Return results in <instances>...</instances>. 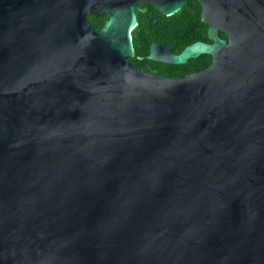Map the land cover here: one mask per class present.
Returning <instances> with one entry per match:
<instances>
[{
    "label": "water",
    "instance_id": "obj_1",
    "mask_svg": "<svg viewBox=\"0 0 264 264\" xmlns=\"http://www.w3.org/2000/svg\"><path fill=\"white\" fill-rule=\"evenodd\" d=\"M133 1L0 0V264H264V0H197L180 79L129 61Z\"/></svg>",
    "mask_w": 264,
    "mask_h": 264
},
{
    "label": "flooded vegetation",
    "instance_id": "obj_2",
    "mask_svg": "<svg viewBox=\"0 0 264 264\" xmlns=\"http://www.w3.org/2000/svg\"><path fill=\"white\" fill-rule=\"evenodd\" d=\"M133 2L137 14V24L131 30L135 55L130 57L129 61L134 67L160 78L180 79L205 72L212 66L214 57L207 53L184 64L167 61L169 55L180 54L197 42L209 45L214 43L210 38L211 25L202 20V9L200 20H177V13L166 15L153 2L145 0ZM86 18L94 30L100 33L110 20L111 14L108 12L95 16L88 13ZM217 36L228 41L223 29L218 30ZM154 44L156 45L154 56L157 60L150 58Z\"/></svg>",
    "mask_w": 264,
    "mask_h": 264
},
{
    "label": "trees",
    "instance_id": "obj_3",
    "mask_svg": "<svg viewBox=\"0 0 264 264\" xmlns=\"http://www.w3.org/2000/svg\"><path fill=\"white\" fill-rule=\"evenodd\" d=\"M202 6L196 0H189L186 7L176 14L177 20H200Z\"/></svg>",
    "mask_w": 264,
    "mask_h": 264
}]
</instances>
